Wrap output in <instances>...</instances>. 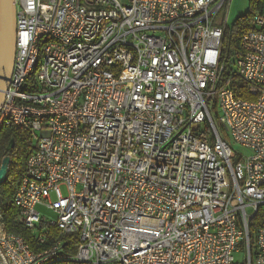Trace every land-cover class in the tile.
<instances>
[{"label":"built area","instance_id":"obj_1","mask_svg":"<svg viewBox=\"0 0 264 264\" xmlns=\"http://www.w3.org/2000/svg\"><path fill=\"white\" fill-rule=\"evenodd\" d=\"M15 3L0 133H29L33 152L12 202L40 245L58 239L34 251L0 202V264H264V13L228 77L232 0Z\"/></svg>","mask_w":264,"mask_h":264},{"label":"trees","instance_id":"obj_2","mask_svg":"<svg viewBox=\"0 0 264 264\" xmlns=\"http://www.w3.org/2000/svg\"><path fill=\"white\" fill-rule=\"evenodd\" d=\"M257 13H264V0H249V9L247 13L239 17L233 25L228 26L226 29L222 44V60L226 63V75L228 77H231L233 74V64L235 60L243 55L240 41L243 35L251 30L253 18ZM231 88L236 97L252 99L246 91L245 84L238 77L232 79ZM12 141H14L15 145L10 154L11 163L7 179L5 183L0 186V202L3 204L2 211L4 223L8 232L24 236L34 251H42L52 246L58 239L56 236L54 238L50 237L51 234L56 233V230L52 229L49 233L48 241L40 245L37 242L36 235L27 231L23 225L17 221L18 210L14 207L12 202L14 187L24 175L27 160L33 152L32 138L29 133L23 130L12 127L4 128L0 133V167L4 158L7 156V148ZM260 226L261 219L260 215L257 214L250 223L249 228L251 249L254 247L256 231ZM61 239L68 241L69 248L67 251L70 254L76 253V247L78 245L77 236H66Z\"/></svg>","mask_w":264,"mask_h":264},{"label":"water","instance_id":"obj_3","mask_svg":"<svg viewBox=\"0 0 264 264\" xmlns=\"http://www.w3.org/2000/svg\"><path fill=\"white\" fill-rule=\"evenodd\" d=\"M15 0H0V111L4 102V92L8 89L16 57L17 19ZM14 141L7 148V156L0 167V186L8 175L10 154Z\"/></svg>","mask_w":264,"mask_h":264},{"label":"rangeland","instance_id":"obj_4","mask_svg":"<svg viewBox=\"0 0 264 264\" xmlns=\"http://www.w3.org/2000/svg\"><path fill=\"white\" fill-rule=\"evenodd\" d=\"M249 9V0H232V5H231V9H230V13H229V18H228V25L231 26L233 25V23L241 16H243L244 14L247 13ZM223 13L221 12L219 14L218 17V22H220V20L222 19ZM226 133L229 136L226 137ZM222 136L224 139L228 140L230 147L232 149L233 152V160L234 161H239L242 155L247 154V151L240 146L239 144L235 143L231 137H230V133L228 132V130L222 131ZM62 191L63 194L66 196V190L64 187H62ZM49 219H55V215L54 214H49L48 215ZM236 259L243 261L244 260V255L243 254H239L236 256Z\"/></svg>","mask_w":264,"mask_h":264}]
</instances>
